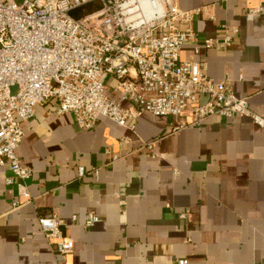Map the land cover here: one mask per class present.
<instances>
[{"label": "crops", "instance_id": "1", "mask_svg": "<svg viewBox=\"0 0 264 264\" xmlns=\"http://www.w3.org/2000/svg\"><path fill=\"white\" fill-rule=\"evenodd\" d=\"M176 3L201 10L192 22L200 39L239 28L231 46L202 47L198 59L264 116V0ZM254 7L262 11L250 13ZM195 45L186 42L181 58ZM192 115L145 111L135 129L102 116L82 128L53 101L38 106L17 148L34 170L28 199L7 184L12 170L0 164V264L57 263L39 221L50 212L75 242L68 264H264V127L241 114L195 123ZM88 212L100 220L85 226Z\"/></svg>", "mask_w": 264, "mask_h": 264}, {"label": "built area", "instance_id": "2", "mask_svg": "<svg viewBox=\"0 0 264 264\" xmlns=\"http://www.w3.org/2000/svg\"><path fill=\"white\" fill-rule=\"evenodd\" d=\"M159 3L162 11L146 19L139 0H0V164L12 170L7 184L17 185L18 196L30 197L28 180L34 173L17 153L24 123L49 101L58 113L72 112L82 128H94L104 116L120 124L131 121L135 129L145 111L180 117L187 110L193 123L241 114L264 127V116L251 110L247 98L209 76L198 59L202 47L231 46L239 28L225 25L222 38L200 39L192 26L200 9L182 10L176 0ZM88 5L97 8L81 17L72 15ZM249 11L259 13L262 7ZM188 41L196 45L191 57L182 59ZM114 94L129 105L123 106ZM118 157L111 153V162ZM79 173L85 175L83 166ZM20 204L13 201L15 207ZM99 220L88 212L85 226ZM39 221L55 245L56 264H68L66 256L75 242L64 234L58 215L50 212Z\"/></svg>", "mask_w": 264, "mask_h": 264}, {"label": "bare ground", "instance_id": "3", "mask_svg": "<svg viewBox=\"0 0 264 264\" xmlns=\"http://www.w3.org/2000/svg\"><path fill=\"white\" fill-rule=\"evenodd\" d=\"M139 2V6L142 7L146 19H151L152 17H154V15L156 14V12L154 11H162V6L159 3V0L154 1L156 3L155 7H153L154 2H151L150 0H139Z\"/></svg>", "mask_w": 264, "mask_h": 264}, {"label": "trees", "instance_id": "4", "mask_svg": "<svg viewBox=\"0 0 264 264\" xmlns=\"http://www.w3.org/2000/svg\"><path fill=\"white\" fill-rule=\"evenodd\" d=\"M96 8H97V6H90V5L85 6V7H80V8L73 10L72 15L75 17H81V16L93 11Z\"/></svg>", "mask_w": 264, "mask_h": 264}, {"label": "rangeland", "instance_id": "5", "mask_svg": "<svg viewBox=\"0 0 264 264\" xmlns=\"http://www.w3.org/2000/svg\"><path fill=\"white\" fill-rule=\"evenodd\" d=\"M18 1H21V0H18ZM17 90H18V88H17L16 86H15V87H12V92H13V93H16Z\"/></svg>", "mask_w": 264, "mask_h": 264}]
</instances>
